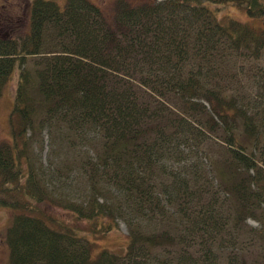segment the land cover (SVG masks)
<instances>
[{"label":"trees","instance_id":"16d2710c","mask_svg":"<svg viewBox=\"0 0 264 264\" xmlns=\"http://www.w3.org/2000/svg\"><path fill=\"white\" fill-rule=\"evenodd\" d=\"M260 18L264 0H33L28 32L0 36V96L17 69L0 142L6 264H209L214 245L230 264H264V69L252 65L264 29L248 21ZM43 131L66 156L59 174L82 172V199L56 198L34 169ZM118 218L120 253L99 242Z\"/></svg>","mask_w":264,"mask_h":264},{"label":"rangeland","instance_id":"374dc122","mask_svg":"<svg viewBox=\"0 0 264 264\" xmlns=\"http://www.w3.org/2000/svg\"><path fill=\"white\" fill-rule=\"evenodd\" d=\"M33 0H0V36H7L11 33L24 34L29 30L30 23V10ZM62 1H60V4ZM232 15H236L241 19H246L240 13L235 11L230 12ZM249 23L256 28L264 29V18L250 19ZM251 63L247 62L246 66ZM252 65L256 66V69H264V58L258 62H253ZM240 92L242 94H250L257 90L256 88V76L252 80L251 76H248L246 72L240 75ZM17 81V69L11 75L9 81L5 85L3 92L0 96V142L10 139L8 116L13 104L14 89ZM31 137L36 140V143L29 147V156L34 169L38 172H44L43 180L45 183H49L53 191H55L56 198L70 197L72 199H82L86 193V186L84 177L77 165L72 164L66 171L61 174L56 170V166L61 162L62 158L66 156L62 154L56 158H52V147L49 144L50 137L45 131L42 133L32 134ZM72 151L67 158H72ZM85 152L83 151V155ZM52 191V192H53ZM37 208L44 213L47 217H52L58 221L64 222L70 226H75L81 231H87V222L77 220L70 212L64 210L60 205H53L47 201L37 204ZM13 211L9 208L0 206V264H6L8 260V248L4 240V233L6 227L9 224ZM118 228L112 232H109L106 236L99 239V242L103 247H107L114 252L120 253L123 251L127 244L128 227L125 221L118 218ZM248 225L257 227V222L249 219ZM161 228L158 227L159 231ZM202 245H195L199 248ZM212 256L209 264H230L227 260L228 255L226 251H222L219 246L214 245L212 247ZM253 251H257L256 247L251 248ZM196 250V249H195ZM193 250H190L192 252ZM197 254L200 251L197 250ZM246 261H248L247 257Z\"/></svg>","mask_w":264,"mask_h":264}]
</instances>
